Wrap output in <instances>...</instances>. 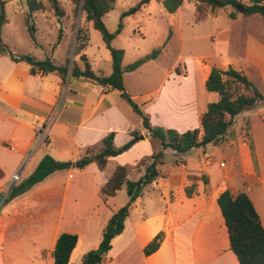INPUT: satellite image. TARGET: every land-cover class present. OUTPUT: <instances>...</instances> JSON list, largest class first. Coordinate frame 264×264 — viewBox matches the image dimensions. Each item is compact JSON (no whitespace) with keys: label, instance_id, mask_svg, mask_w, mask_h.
Listing matches in <instances>:
<instances>
[{"label":"crops","instance_id":"0c3cea01","mask_svg":"<svg viewBox=\"0 0 264 264\" xmlns=\"http://www.w3.org/2000/svg\"><path fill=\"white\" fill-rule=\"evenodd\" d=\"M199 4L200 0H182L176 11L169 12L163 0H151L128 16L137 23L132 45L144 39L141 29L146 22L166 17L169 25L168 36L157 44L160 53L135 70L129 71L128 65L150 52L135 54L128 60L126 48L121 46L125 50L126 89L153 126L179 132L201 127L208 103L219 99L217 92L206 88L213 66L226 69L232 65L248 75L246 64L234 62L214 49L196 57L180 55L178 59L185 58V67L176 68L175 63L162 72L158 83L155 81L158 70L153 68L162 55L173 44L184 49L193 40L198 45L204 35V23L217 16L218 12L206 8L205 17L198 20ZM110 13L104 16L105 23ZM253 64L261 66L264 74V64L257 55ZM92 67L109 75L112 58L106 70H97L93 64ZM62 97L64 103L57 109ZM260 106L264 115V103L241 112L217 144L194 147L183 154L171 148L164 150V162L157 166L158 177L133 202L124 229L112 240L103 264H240L231 249L218 198L226 189L233 193L244 189L238 185V177L254 176L248 168L250 145L242 142L246 122L241 118L246 117L249 122L252 148L260 156L264 148L258 147L253 134V116ZM40 127L45 129L41 138ZM132 131L139 132L138 141L127 151L111 156L104 169L96 162L83 168L71 165L14 198L7 199L10 193L7 195L0 207V264H55L53 251L62 232L78 234L70 264H81L85 253L99 247L102 229L113 212L130 200L127 191L124 193L125 186L107 200L102 196L101 189L116 166L136 164L162 149L161 140L148 132L141 116L120 91L82 77H72L62 86L57 72L31 74L28 63L13 60L9 53L0 54V193L7 192L13 182L18 184L28 178L46 154L76 162L88 148L99 152L109 133H115L114 145L120 147L132 138ZM208 155L215 158L211 166L206 163ZM237 156L244 162L238 173L228 169L226 161V157L234 160ZM221 161H225L224 167ZM16 173L20 175L18 181L14 180ZM144 173L145 167L141 166L129 178L137 180ZM191 185L195 188L189 196L186 188ZM254 204L264 225L260 208L255 201ZM159 233L163 236L159 248L147 254L146 247Z\"/></svg>","mask_w":264,"mask_h":264},{"label":"trees","instance_id":"16d2710c","mask_svg":"<svg viewBox=\"0 0 264 264\" xmlns=\"http://www.w3.org/2000/svg\"><path fill=\"white\" fill-rule=\"evenodd\" d=\"M59 15L62 14L59 0H48ZM117 0H77V6L85 13L86 20L91 22L94 28L99 30L102 39L110 51L112 58V72L109 75L96 71L92 67L87 54L84 52L89 44L84 43L85 35L83 28L79 27L75 54L79 60L67 57L64 63H56L48 56L38 60L30 54L13 55L12 59L24 61L30 65L31 74L37 72H57L62 79V86L72 77L91 79L97 84L120 91L121 96L131 105L133 110L142 118L144 127L155 138L161 140L162 149L144 157L136 164L117 165L111 178L101 189L105 200L116 195L118 190L126 187L130 197L129 202L114 211L106 225L102 229V239L96 249H91L84 254L81 264H103L105 255L112 248V240L119 235L125 226V220L130 212L133 202L142 194L145 186L155 180L159 171L157 166L164 162V150L171 148L178 154L188 152L194 147L206 146L210 143L217 144L221 136L231 127L234 118L241 112L257 107L264 101L263 92L248 77L246 73L232 65L226 69L213 66L206 81V88L209 91L217 92L219 99L208 103L206 111L201 116V127L179 132L174 128L165 129L161 126H153L149 116L144 113L141 106L134 100L127 91L124 83L123 59L125 50L112 45L113 40L124 27L123 19L126 16L137 13L144 5L151 0H136L133 6L121 13L118 28L112 32L106 26L104 16L115 9ZM166 9L174 12L182 4V0H163ZM30 12L42 6L41 1L29 0ZM231 6L235 9L229 17L236 19L238 13L243 16L260 15L264 19V0H200L198 5V20H202L206 8L213 11L218 8ZM9 21L6 18L5 5L1 3L0 13V54L8 51L7 45L2 39V27ZM25 24L32 37L37 42L36 25L30 23L29 14L26 16ZM159 50H153L150 54L140 58L128 65V70L138 68L144 61L155 58ZM132 138L120 147L114 145L115 133L111 132L103 139V146L99 152L93 153L88 148L84 155L78 160L79 167L83 168L91 162H96L100 169H104L111 156H116L130 149L139 139V132L132 131ZM71 161L57 160L52 155L46 154L34 172L26 179L13 186L7 199L14 198L35 184L43 181L50 174L57 170L69 168ZM141 166L145 167V173L137 180L129 178L130 173ZM195 185L188 186L186 192L189 196L194 193ZM218 202L225 218L230 236V246L236 254L240 264H264V225L260 214L247 191L242 190L233 193L231 190H224ZM79 236L77 233L62 232L57 238L53 257L55 264H70L72 251L77 246ZM163 236L159 233L146 247L145 252L150 254L156 251ZM100 249V251H99Z\"/></svg>","mask_w":264,"mask_h":264},{"label":"rangeland","instance_id":"374dc122","mask_svg":"<svg viewBox=\"0 0 264 264\" xmlns=\"http://www.w3.org/2000/svg\"><path fill=\"white\" fill-rule=\"evenodd\" d=\"M42 2V6L30 12L29 0H0L5 5L6 18L9 21L2 27V39L7 45L8 51L17 55L30 54L38 60L55 56L56 63H64L67 57L79 60V55L75 54L77 35L79 27L83 28L85 35L84 43L89 44L86 53L97 70H106L110 62V52L105 46L101 33L94 28L91 22L86 20V15L77 6V0H59L62 14L59 15L48 0H37ZM136 0H117L115 10L106 16V26L112 32L118 28L121 13L134 5ZM209 8V7H207ZM213 11V10H212ZM235 11L231 6L218 8L214 10L217 16L214 20L204 23V35L199 40V44L194 41L187 42L184 49L179 44H173L164 56L162 55L158 65L155 64L153 70L157 72L156 82L161 79L162 72L175 67H185V58L178 59L180 55L184 57H196L206 53L213 52L214 49L228 55L234 62L238 60L248 66L247 73L250 79L264 94V74L261 72V66L253 64V57L258 56L264 64V19L260 15L243 16L238 13L236 19L229 17V14ZM29 14L30 23L36 25L37 42H35L25 24L26 16ZM138 19L142 16L139 14ZM214 21V22H211ZM124 30L113 40L112 45L116 48L124 46L127 51V59H131L135 54H145L153 50L161 51L157 48L160 39L166 38L169 32V25L166 17H159L156 20L146 22L142 31L144 39L135 45H132V38L136 35V19L125 17L123 19ZM202 27V26H201ZM209 34H213L206 38ZM215 36V39H212ZM214 38V37H213ZM122 48V49H124ZM158 53V54H159ZM99 60L100 62H97ZM124 67V66H123ZM189 70V69H188ZM193 67H192V69ZM190 72V71H189ZM190 74V73H189ZM142 75H145L143 72ZM66 85V83H65ZM261 102L259 105L263 104ZM263 107H259L256 116H253V122L256 128L253 131L254 138L260 149L264 148V115ZM138 117V116H137ZM241 120L245 121V132L242 135L243 144H249V164L248 168L253 177H238V185L243 190L249 192L251 198L257 203L260 212L264 217V153L258 156L256 150L252 148V135L250 124L247 123L246 117ZM94 153V151L92 150ZM264 152V149H263ZM228 169L236 173L242 171V162L237 156L234 160L226 157ZM244 167V166H243ZM126 190H124V193Z\"/></svg>","mask_w":264,"mask_h":264},{"label":"built area","instance_id":"2783aa9c","mask_svg":"<svg viewBox=\"0 0 264 264\" xmlns=\"http://www.w3.org/2000/svg\"><path fill=\"white\" fill-rule=\"evenodd\" d=\"M64 103V98L62 97V98H60L59 100H58V103H57V109L62 105ZM49 121L50 120H52V118H50V119H48ZM47 120V122H49ZM44 128V127H43ZM43 128H41L40 127V129H39V131H38V133H39V137L41 138L42 137V135L44 134V130L45 129H43ZM214 161H215V158L213 157V156H211V155H208L207 156V158H206V163H207V165L208 166H211L213 163H214ZM220 165L222 166V167H224L225 166V161H221L220 162ZM20 179V175L18 174V173H16L15 175H14V180L15 181H18Z\"/></svg>","mask_w":264,"mask_h":264},{"label":"water","instance_id":"95a60500","mask_svg":"<svg viewBox=\"0 0 264 264\" xmlns=\"http://www.w3.org/2000/svg\"><path fill=\"white\" fill-rule=\"evenodd\" d=\"M9 55H10V56H13L14 53H13V52H9ZM73 55H74V53H73ZM73 55H72V57H71V62H72V60H73ZM71 165H74V166H77V167H78V166H79V161L72 162ZM15 184H16V182H13V183L11 184V186H10V188H9V190H8L7 192H2V193H0V207H1V205L3 204V202L5 201L7 195L10 193L11 189L13 188V186H14ZM99 251H100V249H99Z\"/></svg>","mask_w":264,"mask_h":264}]
</instances>
